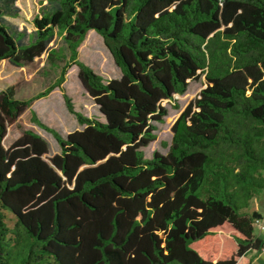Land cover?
Returning <instances> with one entry per match:
<instances>
[{
    "label": "trees",
    "instance_id": "obj_1",
    "mask_svg": "<svg viewBox=\"0 0 264 264\" xmlns=\"http://www.w3.org/2000/svg\"><path fill=\"white\" fill-rule=\"evenodd\" d=\"M46 1L29 31L6 19L19 16L17 0H0V60L62 58L37 96L63 89L76 64L104 119L75 110L67 93L81 128L64 136L32 111L60 145L46 158L32 129L5 145L31 99L0 89V264H252L263 243V216L247 208L264 187V0ZM91 29L119 77L79 59ZM56 36L64 43L51 47ZM203 74L168 151L146 157L163 101Z\"/></svg>",
    "mask_w": 264,
    "mask_h": 264
},
{
    "label": "rangeland",
    "instance_id": "obj_2",
    "mask_svg": "<svg viewBox=\"0 0 264 264\" xmlns=\"http://www.w3.org/2000/svg\"><path fill=\"white\" fill-rule=\"evenodd\" d=\"M46 0H17V5L21 11L19 16H7L9 22L18 25L20 28L26 27L28 30L34 28L32 20L41 12L42 6ZM60 36H56L51 41V47L63 45ZM68 53V50H65ZM79 59L92 66L96 72L105 79L119 77L120 68L116 65L114 58L106 46L102 36L95 30H89L87 37L79 46ZM64 61L62 58L49 59L48 53L35 58L31 63L16 66L7 59L0 60V89L8 86H15L17 96L21 99H31L29 107L8 127L7 135L4 139L6 146H9L17 139L25 129H32L41 134L49 143V152L46 158L60 152V145L54 135L46 129L39 126L31 118L32 111L47 125L55 127L62 135L81 128L74 113L70 112L66 106L64 93H67L74 105V109L82 112L89 117L104 119L99 111L98 105L84 88L78 72V66L71 64L66 72V79L62 83L63 89L59 86L53 88L46 95H39L50 84L58 78L60 67ZM205 75L190 79L188 89L185 93L174 94L172 100L165 99L163 104L168 108V114L162 122L157 124V137L148 146L144 147L145 156L150 158L154 150L166 153L172 141V125L186 108V106L200 93L206 86ZM256 208L264 217V187L258 189L257 194L251 199L248 210ZM7 223L13 227L16 221L14 214L7 210ZM256 255L252 264H264V249L260 252H254Z\"/></svg>",
    "mask_w": 264,
    "mask_h": 264
},
{
    "label": "built area",
    "instance_id": "obj_3",
    "mask_svg": "<svg viewBox=\"0 0 264 264\" xmlns=\"http://www.w3.org/2000/svg\"><path fill=\"white\" fill-rule=\"evenodd\" d=\"M254 226L256 228L257 236H260V233L264 231V217L256 218L254 221ZM264 249V240L262 243V250Z\"/></svg>",
    "mask_w": 264,
    "mask_h": 264
},
{
    "label": "crops",
    "instance_id": "obj_4",
    "mask_svg": "<svg viewBox=\"0 0 264 264\" xmlns=\"http://www.w3.org/2000/svg\"><path fill=\"white\" fill-rule=\"evenodd\" d=\"M101 119V118H100ZM257 210L256 208L251 209L250 211ZM259 211V210H258ZM260 212V211H259ZM261 213V212H260ZM262 214V213H261ZM260 237L264 240V231L260 233Z\"/></svg>",
    "mask_w": 264,
    "mask_h": 264
},
{
    "label": "water",
    "instance_id": "obj_5",
    "mask_svg": "<svg viewBox=\"0 0 264 264\" xmlns=\"http://www.w3.org/2000/svg\"><path fill=\"white\" fill-rule=\"evenodd\" d=\"M102 114V113H101ZM103 115V114H102Z\"/></svg>",
    "mask_w": 264,
    "mask_h": 264
}]
</instances>
